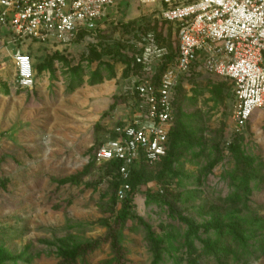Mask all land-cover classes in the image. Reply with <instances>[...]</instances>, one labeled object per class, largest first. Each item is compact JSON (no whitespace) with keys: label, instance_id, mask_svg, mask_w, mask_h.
<instances>
[{"label":"rangeland","instance_id":"obj_1","mask_svg":"<svg viewBox=\"0 0 264 264\" xmlns=\"http://www.w3.org/2000/svg\"><path fill=\"white\" fill-rule=\"evenodd\" d=\"M161 1L115 0L66 49L0 39L35 69L32 90L12 63L0 71V264H264V110L238 129L231 81L200 69L183 82L170 156L125 200L116 167L96 161L134 115L146 38L176 57Z\"/></svg>","mask_w":264,"mask_h":264},{"label":"built area","instance_id":"obj_2","mask_svg":"<svg viewBox=\"0 0 264 264\" xmlns=\"http://www.w3.org/2000/svg\"><path fill=\"white\" fill-rule=\"evenodd\" d=\"M114 3L0 0V39L10 38L8 44L17 48L24 41L45 50L66 49L79 37L96 31ZM160 19L177 29V56L157 77L158 69L168 62V53L159 47L154 34L146 38L136 56L142 75L135 77L134 115L116 128L114 140L96 152L98 163L119 165L120 200L131 192L135 168L141 163L156 165L167 157L177 89L197 68L233 83L238 129L245 128L255 113L264 110V0H162ZM9 62L14 66L17 86L34 89L31 56L20 50L8 56L0 46V71Z\"/></svg>","mask_w":264,"mask_h":264},{"label":"trees","instance_id":"obj_3","mask_svg":"<svg viewBox=\"0 0 264 264\" xmlns=\"http://www.w3.org/2000/svg\"><path fill=\"white\" fill-rule=\"evenodd\" d=\"M81 37H83V36H81ZM81 37H80V38H81ZM156 38H157V36H156ZM157 43H158L159 47H163V46H164L163 44H161L162 42H161L158 38H157ZM56 51H57V50H56ZM168 53H169V52H168ZM175 56H177V48H176V54H175ZM175 58H176V57H175ZM175 58H173V57L170 55V53L167 55L168 62L165 63L164 66H163L162 68H159V69H158V71H157V77L160 78L161 75H162L163 73L166 72V70L168 69L169 65L175 60ZM200 69H201V68H197L196 71H199ZM196 71H195V72H196ZM141 75H142V69H141V67H140L139 65L136 64V57H135L134 63H133V65H132V69L130 70V77H131V76H132V77H137V76H141ZM185 80H187V78H183V80H182L180 86L183 84V82H184ZM180 86L178 87V89L180 88ZM233 88H234V85H233ZM178 89H177V92H178ZM176 96H177V93H176ZM133 99H134V96H133ZM175 106H176V100H175ZM174 126H175V125H174ZM174 133H175V132H174V128H173V130H172V132H171V134H170V146H169L168 155H167V157H166L165 159H167V158L170 156L171 146H172V143L174 142V138H175ZM165 159H164V160H165ZM106 164H109V165H112V166L116 167L115 175H116V177L120 178L119 175H118V168H119V165L116 164V163H113V162L106 163ZM147 166H149V165L144 164V163H141L140 166H138L137 168L134 169L133 174H132V178H133L136 174H138L140 171H142V169H143L144 167H147ZM132 178H131V179H132ZM120 180H121V179H120ZM130 182H131V180H130ZM121 183H122V181H121ZM120 185H121V184H120ZM119 187H120V186H119ZM117 256H118L119 264H121V263H122V256H121V254H120L119 252L117 253Z\"/></svg>","mask_w":264,"mask_h":264}]
</instances>
